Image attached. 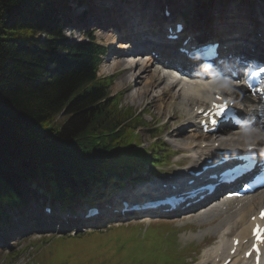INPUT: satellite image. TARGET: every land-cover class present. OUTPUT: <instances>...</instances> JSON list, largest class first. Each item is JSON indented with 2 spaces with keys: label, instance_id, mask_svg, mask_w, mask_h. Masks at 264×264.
Returning a JSON list of instances; mask_svg holds the SVG:
<instances>
[{
  "label": "trees",
  "instance_id": "trees-1",
  "mask_svg": "<svg viewBox=\"0 0 264 264\" xmlns=\"http://www.w3.org/2000/svg\"><path fill=\"white\" fill-rule=\"evenodd\" d=\"M88 1L0 0V224L5 226L10 210L28 205L33 181L53 202L73 208L107 197L135 180L134 173L154 162L159 151L166 152L163 142L149 147L151 158L146 150L131 149L133 141L140 143L134 130L146 124L122 108V94L111 97L116 77L98 76L105 47L91 33L78 43L64 35L73 22L72 6ZM22 253H4L0 264H11Z\"/></svg>",
  "mask_w": 264,
  "mask_h": 264
},
{
  "label": "rangeland",
  "instance_id": "rangeland-1",
  "mask_svg": "<svg viewBox=\"0 0 264 264\" xmlns=\"http://www.w3.org/2000/svg\"><path fill=\"white\" fill-rule=\"evenodd\" d=\"M99 1L100 2H92L90 5H87V8L86 5L85 8L76 7L75 5L72 6V10H76L72 13V18L75 21H78L77 18L81 13H83L84 11L87 12V10L94 9L95 7L101 6L103 4L102 7H106V9L116 8L120 10V12L125 15L123 20H127L126 22L123 21V23L119 26L114 25V22H111L112 18H110L111 20L108 21H110L111 23L107 22L104 26L91 21L90 25L86 27H80V29L91 32L96 37V40L101 45H104L107 49L104 62L99 71V75L101 77H109L113 75H115V77L117 76L115 84L111 88V97L119 93L122 94V108L131 110L136 116L140 114L139 116L141 120L145 121L146 127H144L143 129H138V135L140 137V141L142 142V147L146 150L155 143L160 144L162 140L165 145L169 144L171 146H169L170 150L176 154L169 158V166H161L157 169H154V171L160 173V175L165 172L171 173L173 175L175 173V168H173L174 164H179V166H187L188 168L189 166L194 164V160L188 157L189 154L180 155V152L182 153V148L187 143L195 146L202 140L200 138L194 140L196 134L191 133V129L181 130L178 135L179 137H175L174 133H176L175 131L177 129L179 130L182 126H184L188 119V110L192 108V106L190 105L187 106L189 96L179 94V88H177L176 90V88L172 89L171 86H168V80L163 84V80L158 82L156 78H154V80H152L151 82V91L149 90L147 97L142 100V98L137 97L136 94L140 93V91H143L144 86L148 82H150V76L152 74H159L160 71H158L157 69L154 70L153 67L150 66V64L147 66V72L145 74H141L143 72L141 70V67L140 71L137 70L138 68L125 69L126 64H130L131 62H133L131 61V56L130 58L128 57L130 51L124 50L126 49V46H124L125 43L128 44L127 42L130 40V37H128L129 30H131L134 25H138L139 28L146 27V23L150 24L146 29H152L154 27L152 25L153 19H156L157 24L160 25L157 16H153L152 19L151 13L153 12V10L151 4H149L148 2L149 0ZM156 1L157 3L154 2V0H151L150 3H153V6L154 3H156L154 6V10L161 13L160 9L163 7V3L160 0ZM187 1L188 0H177L173 4L174 7H172L170 13L172 14V18L175 20L182 17V15H180L182 12L181 8L186 10L189 17L187 21V29L189 30L194 29L196 25L199 24V19L203 18L206 15V12L197 10L190 11L189 9H187ZM233 2L235 3L236 0H231V3ZM108 12L109 10L106 13ZM240 15L241 14L239 12L233 10L232 16L227 15L222 17L219 21L218 27L215 23L212 24L211 33L208 32L205 35H225V33L239 32V22L241 23L240 26L245 23L242 18L240 19ZM95 17L96 15H94L93 19ZM85 19L86 17L78 22H83ZM212 19L214 18L212 17ZM92 27H94V29H92ZM78 30H71V32H67V34H70V38L73 41L85 40V33L83 32L82 34V31ZM148 32L149 31H146L145 33ZM239 43L244 45L242 41H239ZM160 60L164 61L165 59L160 58ZM120 61L123 64L116 68L115 65L120 64ZM154 66H156V64ZM184 80H186L190 84H200L199 82H193V80ZM213 82L214 81L201 83L210 85V83L213 84ZM215 82L220 83L218 82V80H216ZM215 85L218 86V84ZM262 89H264V87ZM222 90L225 91L226 94H228L226 96L233 97V99H236L239 104L243 103V101L239 99L237 95H235V92L232 91V88L223 87L222 89H214V91L224 93ZM247 96L252 97V94H247ZM256 98L257 99L255 100L254 105L257 104L256 106L261 108L262 104L260 102H257L258 95L256 96ZM134 118L136 117L134 116ZM159 127H164V131L162 133L155 130ZM223 130L219 132L214 138H218V140L227 139L229 138V134L235 133L234 128H228L226 132ZM240 133L242 134L241 131ZM252 133V131H249L246 135L243 136L244 138H248V141H246L247 144L250 142L251 145H254L252 143H255L256 141L253 138V136L255 137V135H252ZM190 136L193 137L194 141L192 140L191 142H187L185 139L189 138ZM263 136L264 131L260 134V139L258 142H256L257 144H261L263 142ZM176 140H178L179 143H176ZM137 143V141H133L131 147H134L135 149ZM241 143L242 141L236 143V145L246 147V143ZM262 144L264 145V143ZM135 153H138V150L135 151ZM145 177H147V174H145ZM152 182L155 183L156 181L153 180ZM129 188L130 186L123 190L122 194H125V191L127 193L129 192V190H132ZM263 194L264 190L255 194V196L258 197L262 196ZM117 196H119V194ZM117 196L115 195V197ZM261 207H264V203L256 204L255 210L259 211ZM36 209V212L38 211V213H36V218L33 220V225L31 226V228L36 229L33 230V233H25L23 236L19 235L16 238L14 237V235L12 236L7 232L5 234V238L4 236H0L1 245H3L2 242L7 243V247L4 246L5 244L3 245V247H5V252H0V256H3L4 253L8 254L14 251L23 250L22 256L16 261H12L11 264H30L34 263V261H38V264H168L164 260V253L158 252L153 243H157L160 239L162 241L163 239L172 241L175 235L178 236L175 231L176 229H180L181 231V233L179 234V243L181 247L189 248L190 246H193V251L195 252L193 253V255H198L195 262H191V260H189L188 262L190 264H198L199 262H201L199 264H203L205 261V259L203 258L204 253L208 250H211L220 241L219 236L221 232L228 231L231 228L232 235H235L237 230L239 229V225H235L233 227L234 224L232 223L227 226L225 230H222V227V231H216L219 232V235H217V233L215 232H209L210 229L214 228L218 224V219L222 217L213 219L211 223H208L209 225L204 224L201 226L190 223V220H188V218L176 219L167 222L162 221L158 223H150V225L149 223L138 221H133L134 223H131L132 221H130L124 222L123 224L110 225V227L104 225L100 230L91 231L86 234H79L78 236L73 235V237L66 238L65 240L56 237L57 235H59L61 230L55 227V225L53 228H51V230L38 232L37 229L38 227H40V217L38 216V214L41 216L45 214L41 206H37ZM234 211L235 208H232V212L230 214L234 213ZM208 213H214V210ZM14 215L26 218L30 215V213L26 212L23 214V212L20 211L18 214L15 213ZM250 215L253 214L251 213ZM56 218L57 219H54L53 222L61 223L58 215L56 216ZM232 219L234 220L233 217ZM102 221L105 222L106 219H102ZM75 226L76 225L73 223H70L68 225L66 224V227L64 226L62 232L68 233L71 229L75 228ZM182 226H185L184 230ZM3 230L8 231L7 227L3 228ZM202 233H204L205 235L210 233L209 236H212L214 238L206 239L205 236L200 237L199 235ZM69 234H71V232ZM191 235L193 236V238L190 237ZM45 240L49 241L47 247L42 246ZM40 246H42L41 249L36 251L35 249L39 248ZM173 260H175V257H173ZM2 262L3 260L0 261V263ZM211 263L212 262L208 264Z\"/></svg>",
  "mask_w": 264,
  "mask_h": 264
},
{
  "label": "bare ground",
  "instance_id": "bare-ground-1",
  "mask_svg": "<svg viewBox=\"0 0 264 264\" xmlns=\"http://www.w3.org/2000/svg\"><path fill=\"white\" fill-rule=\"evenodd\" d=\"M150 1L151 0H149L148 2L150 3ZM206 1H208V6H209L208 10L211 11L216 16H219V17H224L227 15L232 16L233 10H236L237 12L241 14L240 16L242 20L245 21V23L242 24L241 26V29L243 31H242L240 40L244 43L245 47L251 53H254L258 49V47L264 46V43L262 41L264 35L258 29L260 27L264 29V0H249V1L248 0H236L235 3L234 2L231 3V0L230 1L229 0L228 1L227 0H211L212 3L209 2L210 0H188L187 9H189L190 11H194L195 7H197L198 9L201 8V9L206 10L207 6H204ZM102 6L103 4L101 6L95 7L94 9H91L89 19L86 22L80 24V26L86 27L91 24V21L104 26L105 23L110 22L108 21V20H111L110 18H112L111 22H114V25L116 26H119L123 22V18L125 15L122 14L120 10L116 8L109 10V8L106 9V7H102ZM108 10L109 12L106 13ZM94 15H96V17L93 19ZM159 21L161 23H165L162 17H159ZM92 29H94V27H92ZM139 29L140 28L138 26H135V27L133 26L132 29L129 30L128 37H132L133 39H130L127 42L128 44L125 43L124 45L126 46V49H124L125 51L128 50L130 52H134V50H132L134 46L131 44H133L134 41L139 42L140 39L136 40V35H135L139 33ZM158 30H160L158 29V27L154 28L153 34L151 36H155ZM141 31L145 33V29L142 28ZM194 32L199 35H204L206 31L203 30V27H197L196 29H194ZM124 36H127V35H124ZM156 39H159V37L157 36L156 38H154V40ZM149 40H150V36L149 38L141 40L140 43H144V45L148 47L149 45L147 43L149 42ZM176 52H177L176 50L175 51L173 50V54H171L170 59L168 60L166 59L165 65L167 67L159 64V68L158 67L154 68V61L152 57H144V59L141 57H138L135 60L137 62L141 61V63L126 64L125 69L126 68H135V69L138 68L137 70L140 71V67H141V70L143 71L141 74H145L147 72V66L150 64V66H152L154 70L157 69L158 71H160L159 74L158 73L152 74L150 76V82H148L144 86L143 91H140V93H137L138 95L136 94V96L142 98V100L147 97L149 90L151 91L152 89L151 82L152 80H154V78H156L158 82L163 80V84L168 80L169 81L168 86H171L172 89L176 88V90L177 88H179L180 89V93L178 92L179 94L184 95V96H189L188 101H187V106L190 105L192 106V108L188 110V119L185 123L186 127L184 125L179 130L177 129L174 135L175 137H179L178 135L181 132V130L191 129V133L196 134V136L194 137V140L198 138L202 140L199 143H197L195 146L187 143L182 148V153L187 154V155L189 154L188 157L194 160L193 165L189 166L188 168L187 166H182V168H185L187 171L197 169L196 171L200 172L208 168L207 166L208 164L217 165L221 161L227 162L231 159H234L235 155L233 153H229V151L231 149L239 150V149L244 148L242 146H237L236 143H239L240 141H242V143H246V141H248V138H244V136L240 132H235V133L229 134L228 135L229 138L227 139L218 140V138H214L216 136L215 134L212 136H205V134L202 133L201 128H200V116L198 115L197 112L201 110V108L207 106L209 102L215 99V95H216L215 93H219V91L218 92L214 91L215 88L222 89L223 87H228V86H226L225 84L221 82L220 83L215 82L218 79L212 80L214 81L213 84L210 83V85H207V84H203L200 82H199L200 84H194V83L190 84L189 82L184 80V79L193 80L188 75H182L183 76L182 78L179 77L178 75L181 73L179 72L177 67L176 68L174 67L173 64H175L176 62L175 58L177 59L178 62H179V59L181 60L182 58L179 57L178 56L179 53L176 54ZM158 53L162 55L160 51H158ZM131 58L133 59V57ZM122 64L123 63L120 61V64L118 65L116 64L115 67L117 68L121 66ZM180 64H183V63H180ZM183 70L186 72L188 71L186 69H183ZM207 82L209 81H206V83ZM236 82L237 83L235 82L231 83L230 88H232V91L235 92V95H237V97L241 99L243 103L239 104L236 99H232V102L234 103L235 106L239 108L240 117L246 116L245 126L247 128H250V131L253 132L252 135H255V137L253 136V138L255 139L256 142H258L260 139V134L264 131V106H263V103L261 102H260L262 104L261 108L256 106L257 104L256 105L254 104H255V100L257 99L256 96L258 95V99L260 98V96L262 97L264 93V89L260 91H256L254 93H248L243 87H241V84H239L238 81ZM215 84H218V86L221 85L222 88L216 86ZM247 94H252V97L247 96ZM257 102L259 101L257 100ZM195 109L197 110L195 111ZM225 124H229L230 128H234L235 130L244 129V126L236 125L232 121H229ZM223 125L219 127L218 133L222 130ZM227 129L228 128H226L223 131L226 132ZM185 140L187 142H191L193 140V137L190 136L189 138H186ZM256 142L252 143L254 145H251L250 143L248 144L246 143L248 145V146L246 145V147L253 148V146L257 145V146H261L264 149V145L262 144L264 143V139L261 144L260 143L257 144ZM176 143H179V141L176 140ZM217 143L219 145L217 148H215L214 145ZM217 171L218 169H213L211 171H207L206 173H204L202 175L200 184L209 183L211 177L216 175ZM178 177L182 179L185 176L180 174L178 175ZM187 180L188 179H186V181ZM260 203H264V194L258 197H256L255 195L248 196L240 201L232 200V201H229L227 204L216 206L215 209H213L214 213H206L205 218L201 217L200 219H198L200 221L199 226H201L204 224L211 223L213 219L217 217L218 218L222 217L218 219V224L214 228L210 229L209 232L220 231L222 227H223L222 230H225L226 227L232 223L234 224L233 227L235 225H239V229L237 230L235 235H232L231 228L228 231H224L220 233V236H219L220 241L211 250H208L204 253L203 258L205 259V261L203 264H208L210 262H212V264H226L228 259L230 258H232V260L228 264L248 263L246 261L244 251L245 252L248 251V244H246V241L250 239L251 228L253 226L250 219L251 217L255 216L256 213H254L252 216L250 214L252 212H258L255 210V205L260 204ZM232 208H235V211L234 213L230 214L232 212ZM262 208L263 207H261L260 209ZM210 214H213V215L208 217ZM232 217L234 218V220L232 219ZM18 225L27 230H36L34 228L24 227L19 222H18ZM37 230L40 231L41 229H37ZM199 236L204 237L205 234L202 233ZM190 237L193 238L192 235ZM236 240L240 241V245L238 247L237 252L231 256L230 254L233 249V244ZM251 257L252 255H250L248 258H251Z\"/></svg>",
  "mask_w": 264,
  "mask_h": 264
},
{
  "label": "snow or ice",
  "instance_id": "snow-or-ice-1",
  "mask_svg": "<svg viewBox=\"0 0 264 264\" xmlns=\"http://www.w3.org/2000/svg\"><path fill=\"white\" fill-rule=\"evenodd\" d=\"M261 71H264V69H262ZM218 110L216 112V115H221L224 111V106H217ZM215 122V121H213ZM260 217L261 219H264V211H261L260 213ZM253 219H255V217H253ZM253 236L256 239V243L253 245L252 247V251H255L257 253L256 256V261L257 264H259V260H260V256H259V252L260 249L257 246L259 243H264V228H261L259 225H256V227L253 229ZM246 255H251V252L246 253Z\"/></svg>",
  "mask_w": 264,
  "mask_h": 264
}]
</instances>
